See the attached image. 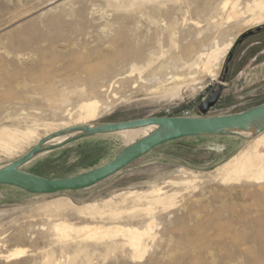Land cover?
Listing matches in <instances>:
<instances>
[{"label": "rangeland", "instance_id": "rangeland-1", "mask_svg": "<svg viewBox=\"0 0 264 264\" xmlns=\"http://www.w3.org/2000/svg\"><path fill=\"white\" fill-rule=\"evenodd\" d=\"M225 1L0 0V127H33L41 138L66 122V110L73 113L83 100L100 104L95 124L202 117L201 102L218 87L220 97L206 117L264 104V17L252 20L258 14L255 0H234L237 19L227 20L231 6L222 9ZM230 41L225 60L205 71V56ZM243 143L226 136L166 144L78 192L32 196L0 187V264H70L75 245L56 242L51 226L57 221L143 229L150 217L130 214L135 205L130 199L118 204L122 215L116 220L76 209L152 188L170 195L174 206L154 211V238L145 239L142 259H130L127 247L110 251L89 242L90 257L75 264H264V182L225 183L215 172ZM36 144L31 141L12 155L0 152V168ZM122 147L115 135L85 138L21 171L65 179L110 162ZM60 202L75 208L44 212ZM15 249H24L26 256L2 257Z\"/></svg>", "mask_w": 264, "mask_h": 264}, {"label": "bare ground", "instance_id": "bare-ground-1", "mask_svg": "<svg viewBox=\"0 0 264 264\" xmlns=\"http://www.w3.org/2000/svg\"><path fill=\"white\" fill-rule=\"evenodd\" d=\"M235 4L236 2L234 3V0H226L224 2L222 9H225L229 5L231 6L230 11L227 14V18H226L227 20H232L235 18L237 19L238 13L235 9L237 8ZM253 7H254L253 8L254 12L255 13L257 12L258 14H254L252 20L260 21V19L264 17V0H255ZM249 10H251L250 7H249ZM223 12H225V10ZM232 46H233L232 41L228 42L222 47L215 45L212 51L205 56L206 62L203 65L204 70L206 71V69H209V66H211V63L217 64V65L218 63L219 64L222 63V61L225 60L226 56L228 55ZM187 49L188 48H186V50ZM150 65L151 63L148 64V67ZM80 102L81 103H79L78 106L75 105L76 110L73 113L71 110H69L71 112H68V110H66V113H67L66 116L68 117V119L66 122L64 121L61 124V126L59 124V127L54 126V128L49 129V126L47 125L48 126L47 129L49 130H46L45 134H43L41 138H39V134L37 133L36 128H33V127L27 128L25 130L0 127L1 128L0 129V152H3L6 155H12L17 149L22 148V146L28 144L29 142L31 143V141L37 140V143H38L40 140L56 132L71 129V128H77V127H85V126L93 127L96 124L92 122L95 121L100 115V113L102 112L101 110H99L100 104L96 100H85V101L83 100ZM63 104H61V107H63L62 106ZM66 104H64V106ZM43 125L46 126V124H43ZM153 130H154V127H142V128H137V129H129V130H124L120 132H115L109 135L117 136L118 139L123 142L122 148H124L140 140L141 138L145 137L147 134H149ZM79 134H80L79 132H72V133L65 134L59 137H55L52 140L48 141L45 146L61 144L67 139L78 136ZM241 134L242 136H244V143L242 144L240 151L236 153L235 155H233L231 158H229L227 161L223 162V164H221L219 167H217L215 170L216 175L222 182H225V183H239L243 181V182L261 184L264 182V131L260 133H252L249 131V132H244ZM47 153L48 152L37 154L33 159H31L25 165L31 163L32 161L40 158L41 156ZM117 198H116L117 200L115 199L107 200L103 204H101V206L100 205L98 206V204L89 205V206L85 205L86 207L83 206V208L76 207L77 208L76 210L81 215L84 214L85 216L88 215L92 217L93 216L101 217L103 215H107L110 219L116 220L119 218V216L122 215V210H119L117 208L118 204L124 203L130 199L131 202L133 201L132 203L135 204L130 214H134L136 212L137 214L144 213L148 218L150 217V220H149L150 222L149 223L147 222L148 224L146 225L145 228L138 229L135 227L122 226L115 222L108 224V225L94 224V225L76 226L65 220L57 221L51 226V230L54 236L56 237V242L63 246L68 245L70 243H73L75 245L74 250L72 251L73 254H71V257H69L68 259V262L70 264H75L80 257L82 260L83 258H87L88 256V246L87 245L89 242L95 243L97 245L105 244L107 247L105 249L106 250L108 249L110 251L112 250L115 251L118 248L121 249V248L127 247L130 250V259H133V260L142 259L143 256H145V253L147 252V248H148L147 245L145 244V239L150 240L151 238H154L153 237V229H154L153 218L154 217H152L154 214V211L159 208H162V210H167V209L169 210L170 208L174 206L173 198L170 195L165 194V192H163L161 188H154V189L152 188L150 192H146V193H143V192L123 193L122 195H119V197ZM71 207L73 206L72 204H70V202L69 203L60 202L57 204L49 205L48 207L44 209V212L50 213V212H58L62 210L65 211L67 208H71ZM73 208H75V206ZM89 218L91 219V217ZM118 238L122 240V242L120 243L117 242L116 240ZM4 254L2 255L3 258L7 260H14V259H19L23 257L25 255V250L15 249V250L10 251L9 253L7 252L6 255Z\"/></svg>", "mask_w": 264, "mask_h": 264}, {"label": "water", "instance_id": "water-1", "mask_svg": "<svg viewBox=\"0 0 264 264\" xmlns=\"http://www.w3.org/2000/svg\"><path fill=\"white\" fill-rule=\"evenodd\" d=\"M243 38L239 39L241 43ZM221 93L218 87L199 106L202 117H160L121 123L96 124L93 127H77L62 130L40 140L21 158L0 168V187H11L32 196H48L63 192H78L90 189L120 173L138 159L158 147L184 139L203 137H239L241 133L264 131V104L236 114L206 117V113L217 103ZM154 127V130L133 144L122 148L108 163L65 179H45L26 172L21 168L37 154L63 148L81 139L109 135L129 129ZM72 132L78 136L61 144L45 146L55 137Z\"/></svg>", "mask_w": 264, "mask_h": 264}, {"label": "crops", "instance_id": "crops-1", "mask_svg": "<svg viewBox=\"0 0 264 264\" xmlns=\"http://www.w3.org/2000/svg\"><path fill=\"white\" fill-rule=\"evenodd\" d=\"M227 115V114H226Z\"/></svg>", "mask_w": 264, "mask_h": 264}]
</instances>
